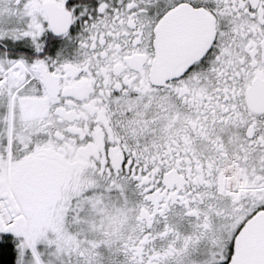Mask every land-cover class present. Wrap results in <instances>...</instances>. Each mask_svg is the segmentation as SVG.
Returning a JSON list of instances; mask_svg holds the SVG:
<instances>
[{"label": "snow or ice", "instance_id": "snow-or-ice-1", "mask_svg": "<svg viewBox=\"0 0 264 264\" xmlns=\"http://www.w3.org/2000/svg\"><path fill=\"white\" fill-rule=\"evenodd\" d=\"M0 264H264V0H0Z\"/></svg>", "mask_w": 264, "mask_h": 264}]
</instances>
